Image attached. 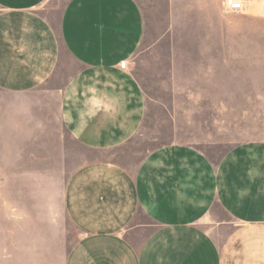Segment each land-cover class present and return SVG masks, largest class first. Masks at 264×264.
I'll list each match as a JSON object with an SVG mask.
<instances>
[{
	"label": "crops",
	"instance_id": "0c3cea01",
	"mask_svg": "<svg viewBox=\"0 0 264 264\" xmlns=\"http://www.w3.org/2000/svg\"><path fill=\"white\" fill-rule=\"evenodd\" d=\"M221 9L0 0L1 205L22 183L64 179L59 207L78 231L68 242L49 205L9 206L0 264H264V140L231 144L227 113L207 110L235 61L191 46ZM151 108L169 131L139 155Z\"/></svg>",
	"mask_w": 264,
	"mask_h": 264
},
{
	"label": "rangeland",
	"instance_id": "374dc122",
	"mask_svg": "<svg viewBox=\"0 0 264 264\" xmlns=\"http://www.w3.org/2000/svg\"><path fill=\"white\" fill-rule=\"evenodd\" d=\"M257 2V6L260 5L259 12L255 11L256 13L251 15L224 13L221 9L222 24L217 27H206L204 30L198 28L199 35L191 43L194 49L223 51L226 62L229 59L235 61L227 63L225 72L227 98H222L220 106L212 105L209 107L210 110H207L211 113H227L229 140L232 145L245 140L260 138L264 140V0H251L253 6H256ZM179 37L181 41L177 45L178 50L189 49L187 39H184V36ZM161 49V51L167 50L166 46ZM248 50L251 51V61L254 54L256 65L254 61L252 65L244 62ZM166 120L164 113L153 108L148 110L139 133L130 142V147L140 155L153 146L163 143V140L157 139V136L159 134L164 136L169 131ZM64 181L60 178L29 182L27 183L29 189H26V185L22 183L20 190L14 189L12 193L6 195V209L1 205L0 200V242L5 237L3 221L6 211L9 212L10 207L14 205L32 204L44 207L49 205L54 216L52 219H55L59 225L62 236L72 243L77 238L78 231L67 222L59 207L60 189ZM0 261H4V258L0 257Z\"/></svg>",
	"mask_w": 264,
	"mask_h": 264
},
{
	"label": "built area",
	"instance_id": "2783aa9c",
	"mask_svg": "<svg viewBox=\"0 0 264 264\" xmlns=\"http://www.w3.org/2000/svg\"><path fill=\"white\" fill-rule=\"evenodd\" d=\"M247 0H221V7L225 13H236L241 14L245 9ZM121 68H125V61L121 60L119 62Z\"/></svg>",
	"mask_w": 264,
	"mask_h": 264
}]
</instances>
